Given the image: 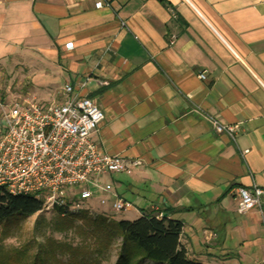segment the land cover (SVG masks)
Here are the masks:
<instances>
[{
    "label": "crops",
    "instance_id": "crops-1",
    "mask_svg": "<svg viewBox=\"0 0 264 264\" xmlns=\"http://www.w3.org/2000/svg\"><path fill=\"white\" fill-rule=\"evenodd\" d=\"M96 1L0 0V75L47 103L88 79L99 149L141 161L101 176L113 192L95 193L96 212L117 195L130 218L182 220L197 261L264 264V212L236 210L238 188L264 186V0ZM206 115L237 125L236 141Z\"/></svg>",
    "mask_w": 264,
    "mask_h": 264
},
{
    "label": "built area",
    "instance_id": "built-area-1",
    "mask_svg": "<svg viewBox=\"0 0 264 264\" xmlns=\"http://www.w3.org/2000/svg\"><path fill=\"white\" fill-rule=\"evenodd\" d=\"M103 5L102 0L95 2L97 8ZM198 75L206 78L202 68ZM87 80L65 85L62 101L47 103L26 97L11 105L0 102L4 123L0 138L1 190L12 195L32 194L45 201L44 209L63 207L61 215L91 211L88 201L97 191L113 192L111 184L101 183V176L128 172L141 164L140 160L99 149L94 134L105 113L98 102L81 93ZM206 117L216 133L236 141L237 125L226 124L214 115ZM236 195L239 214L264 212V186L255 183L250 188L240 187ZM115 196L113 212L131 205ZM100 200L102 205L109 204L106 197Z\"/></svg>",
    "mask_w": 264,
    "mask_h": 264
},
{
    "label": "rangeland",
    "instance_id": "rangeland-1",
    "mask_svg": "<svg viewBox=\"0 0 264 264\" xmlns=\"http://www.w3.org/2000/svg\"><path fill=\"white\" fill-rule=\"evenodd\" d=\"M16 77L0 75V102L5 105L21 100L20 94L29 92L14 88L15 79H19ZM10 82L12 85L6 87ZM3 126L0 108V138ZM101 215L93 205L91 212L83 210L72 217L62 216L55 209H43L28 216L15 214L0 224V264H9L8 257H15L18 250L26 251L24 263L28 264L36 254L47 264H115L123 242L116 231L107 234L106 225L126 218L135 219L130 218L135 217V211L130 205L108 212L106 223L101 221ZM14 264H18L17 260ZM141 264L158 263L145 260Z\"/></svg>",
    "mask_w": 264,
    "mask_h": 264
},
{
    "label": "trees",
    "instance_id": "trees-1",
    "mask_svg": "<svg viewBox=\"0 0 264 264\" xmlns=\"http://www.w3.org/2000/svg\"><path fill=\"white\" fill-rule=\"evenodd\" d=\"M44 205L43 199L32 194L12 195L0 189V224L15 214L28 216L38 213L44 209ZM55 210L61 215L65 209L57 207ZM78 212L62 216L72 217ZM100 219L103 223L108 221L104 214ZM106 227L107 234L116 231L123 242L115 264H141L145 260L158 264H205L187 254L181 240L184 226L180 219L160 215V212H146L139 218L115 221ZM26 255V251L18 250L15 257H8L9 264H14L15 260L18 264H28L24 263ZM31 259L29 264H47L39 254Z\"/></svg>",
    "mask_w": 264,
    "mask_h": 264
}]
</instances>
